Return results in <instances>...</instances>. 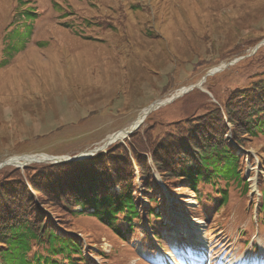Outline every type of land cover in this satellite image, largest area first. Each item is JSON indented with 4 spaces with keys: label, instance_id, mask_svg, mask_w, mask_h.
<instances>
[{
    "label": "rangeland",
    "instance_id": "374dc122",
    "mask_svg": "<svg viewBox=\"0 0 264 264\" xmlns=\"http://www.w3.org/2000/svg\"><path fill=\"white\" fill-rule=\"evenodd\" d=\"M218 67L204 90L151 112L128 142L172 131L178 121L183 126L210 103L224 106L233 89L263 74L264 0H0V163L89 151ZM257 143L264 149V137ZM258 146L247 150L249 194L232 192L220 212L178 187L175 195L165 190L159 207L165 225L153 228L145 218L139 230L122 235L89 216L72 223L104 251L97 264H177L186 251L192 264L260 263L264 150L259 154ZM49 163L0 170L24 173Z\"/></svg>",
    "mask_w": 264,
    "mask_h": 264
},
{
    "label": "trees",
    "instance_id": "16d2710c",
    "mask_svg": "<svg viewBox=\"0 0 264 264\" xmlns=\"http://www.w3.org/2000/svg\"><path fill=\"white\" fill-rule=\"evenodd\" d=\"M254 80L233 89L224 106L205 105L172 131L125 138L82 160L0 170V264H97L104 251L72 223L78 217L122 235L139 230L145 218L153 228L165 225L159 207L166 193L155 172L170 194L180 187L218 212L232 192L249 194L252 158L238 150L257 148L264 137V72ZM260 211L264 225V203Z\"/></svg>",
    "mask_w": 264,
    "mask_h": 264
},
{
    "label": "water",
    "instance_id": "95a60500",
    "mask_svg": "<svg viewBox=\"0 0 264 264\" xmlns=\"http://www.w3.org/2000/svg\"><path fill=\"white\" fill-rule=\"evenodd\" d=\"M261 44V43H260ZM259 47V46H258ZM258 47H256L255 50L258 49ZM236 61L238 60H234V61H231L227 64H225L224 66L227 67L228 65H231L233 63H235ZM221 70V67H218V68H214L212 70H210L206 75H204L203 79L193 85V86H190V87H185L187 89H180L176 94L172 95L171 97H168V98H165V100L163 99V101L161 102H156L152 105H150L147 110H146V114L144 115V118L142 119V122L138 123L137 126H134V128L132 130H129V128L131 127V125L127 126L126 128H124L123 131L127 132L128 135L129 134H132L134 131H136L141 125L142 123L145 121L146 117L153 111L157 110L158 108H160L161 106L165 105V104H168L172 101H174L175 99L183 96L185 93H188L190 92L191 90H193L194 88H202V85L204 83V81L206 80L207 76L208 75H211L217 71ZM204 90V89H203ZM140 116V115H139ZM139 116L137 117V119L134 121V123L138 120ZM136 125V124H135ZM127 135V136H128ZM126 136V137H127ZM125 139V138H124ZM124 139H117V138H114V139H110V140H106L101 146H97L89 151H86L84 153H80L74 157H71V156H66V155H48V154H45L46 156H48V158H44V159H37V158H32V161H29V162H21L20 160L18 161H15L14 158L16 157H13V158H10V159H7L3 162L0 163V169L5 167V166H8V165H15L17 167H25V166H28L30 163H33V162H47V161H51V162H55V163H59V162H69V161H76V160H82V159H85V158H89L91 157L92 155H95L96 153H98L99 151H106V149L113 143L117 142V141H123ZM40 154H43V153H40ZM39 154H33V155H22V156H17L19 158H22V157H26V156H38ZM157 179L159 180V182L161 183V185L163 186V188L166 190V187L164 185V183L162 182L160 176L157 177Z\"/></svg>",
    "mask_w": 264,
    "mask_h": 264
},
{
    "label": "bare ground",
    "instance_id": "6f19581e",
    "mask_svg": "<svg viewBox=\"0 0 264 264\" xmlns=\"http://www.w3.org/2000/svg\"><path fill=\"white\" fill-rule=\"evenodd\" d=\"M202 88L204 89V87H203V85H202ZM185 90V89H184ZM147 110V109H146ZM146 110L142 113V115H140L139 116V118H138V120L134 123V124H132L131 125V127L129 128V130H132L133 128H134V126H137L138 125V123H140V122H142V119L144 118V115L146 114ZM136 124V125H135ZM124 130V129H123ZM121 131V132H119L118 134H116V135H114V136H112L110 139L112 140V139H114V138H119V139H124L127 135H128V133L127 132H125V131ZM109 139V140H110ZM101 146V145H100ZM32 158H37V159H44V158H48V156H46L45 154H39L38 156H24V157H22V158H19V157H16V158H14V160L15 161H18V160H20L21 162H29V161H32ZM255 188V187H254ZM189 252H191L190 250H189ZM191 255V253H188L187 251L184 253V255H182L181 257H180V260H175V262L177 263V264H192V262H191V260L190 259H188L187 258V256L188 255ZM189 257V256H188ZM204 258V257H203ZM160 261V257L158 256L157 257V259L154 261V262H156V263H158ZM234 264H264V260L262 259V261L259 263L258 261H256L254 258H252L251 260H247V261H245V260H241V261H237V262H235Z\"/></svg>",
    "mask_w": 264,
    "mask_h": 264
}]
</instances>
